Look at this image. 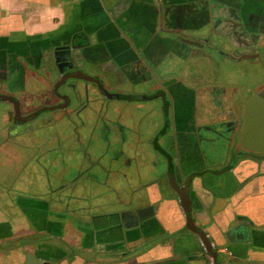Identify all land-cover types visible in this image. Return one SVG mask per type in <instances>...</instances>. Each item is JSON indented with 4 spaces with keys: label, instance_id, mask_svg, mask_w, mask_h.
<instances>
[{
    "label": "flooded vegetation",
    "instance_id": "af4514ba",
    "mask_svg": "<svg viewBox=\"0 0 264 264\" xmlns=\"http://www.w3.org/2000/svg\"><path fill=\"white\" fill-rule=\"evenodd\" d=\"M140 8L115 42L74 30L0 49V209L29 219L31 241L49 214L83 245L98 212L128 227L122 212L155 207L153 186L181 203L173 180L190 186L193 218L194 178L244 160L264 176V150L243 145L247 102L264 100V0ZM234 229L242 240L253 231L244 219Z\"/></svg>",
    "mask_w": 264,
    "mask_h": 264
},
{
    "label": "crops",
    "instance_id": "0c3cea01",
    "mask_svg": "<svg viewBox=\"0 0 264 264\" xmlns=\"http://www.w3.org/2000/svg\"><path fill=\"white\" fill-rule=\"evenodd\" d=\"M148 1L0 0V49L26 43L34 35L74 30L92 34L102 29L115 42V30L124 31L125 18L141 12L140 4ZM254 169L252 160H244L233 172L192 182L193 218L222 251L224 263L264 264V176ZM145 194L155 203L154 217L128 228L109 211L98 212L86 245L70 228L60 236L63 219L56 214L39 224L41 237L31 241L36 230L29 219L0 209V264H24L27 252L54 264H210L199 235L186 225L176 193L158 185ZM239 219L253 229L249 240L240 239L234 229Z\"/></svg>",
    "mask_w": 264,
    "mask_h": 264
},
{
    "label": "water",
    "instance_id": "95a60500",
    "mask_svg": "<svg viewBox=\"0 0 264 264\" xmlns=\"http://www.w3.org/2000/svg\"><path fill=\"white\" fill-rule=\"evenodd\" d=\"M256 125L254 130L252 127ZM254 131L256 132L254 137ZM255 138L264 139V100L249 99L247 102L246 109V124L243 132V145L247 148H259L264 150V143L258 144ZM172 186L178 192L181 205L186 213L187 217V226L194 232H196L202 242L204 251L210 257H212V264H223L224 261L219 258V250L215 248L214 242L208 235L205 229L199 227L196 222L193 220L190 213L192 208V199L190 197V186L188 184L180 185L179 182L173 180L171 182ZM155 213L154 204H148L136 209H129L122 212V217L124 218L125 223L128 227H136L142 225L145 219H147L149 213ZM24 264H54L42 258H39L31 253L26 254V262Z\"/></svg>",
    "mask_w": 264,
    "mask_h": 264
},
{
    "label": "built area",
    "instance_id": "2783aa9c",
    "mask_svg": "<svg viewBox=\"0 0 264 264\" xmlns=\"http://www.w3.org/2000/svg\"><path fill=\"white\" fill-rule=\"evenodd\" d=\"M226 248H222V250H225ZM224 264H228V263H224Z\"/></svg>",
    "mask_w": 264,
    "mask_h": 264
}]
</instances>
